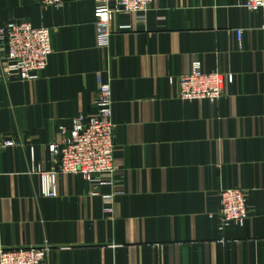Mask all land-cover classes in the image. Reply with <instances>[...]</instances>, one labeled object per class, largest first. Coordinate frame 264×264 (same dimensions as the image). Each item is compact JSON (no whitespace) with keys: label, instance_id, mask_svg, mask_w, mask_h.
Listing matches in <instances>:
<instances>
[{"label":"crops","instance_id":"1","mask_svg":"<svg viewBox=\"0 0 264 264\" xmlns=\"http://www.w3.org/2000/svg\"><path fill=\"white\" fill-rule=\"evenodd\" d=\"M63 1L0 0V25L48 27L52 45L38 78H3L0 39V136L18 142L0 150V250L46 244L49 264H264V8L153 0L141 24L115 10L101 47L96 0ZM194 59L233 74L215 102L178 96ZM100 81L112 91L115 169L96 190L112 204L73 173L46 197L32 169L54 168L49 144L95 113ZM226 188L243 189L251 210L220 229Z\"/></svg>","mask_w":264,"mask_h":264},{"label":"built area","instance_id":"2","mask_svg":"<svg viewBox=\"0 0 264 264\" xmlns=\"http://www.w3.org/2000/svg\"><path fill=\"white\" fill-rule=\"evenodd\" d=\"M40 5L60 8L63 0H34ZM153 0H96L93 9L97 28L96 41L101 47L109 45L108 23L115 10L127 11L135 15L136 23H143ZM237 6L248 11L264 8V0H239ZM242 30L235 31L236 40L241 45ZM0 39L5 49L1 56L3 78L16 77L22 80L38 78L48 64L52 53L51 29L34 27L29 22L7 21L0 25ZM233 81L232 73L203 71L201 61L194 59L187 74L175 78L178 96L183 100L198 99L215 102L225 91V85ZM174 82V79H171ZM94 100L95 113L72 118L69 125L62 124L57 137L49 144L48 151L54 157L55 166L44 171L40 165L32 171L40 174L41 193L46 197L57 195L58 174L73 173L81 175L91 187V195H100L112 204L114 193L101 194L97 187L113 184L114 164V123L112 122V91L108 83L99 82ZM18 142L0 136L1 148L16 146ZM33 161V160H32ZM108 175L109 178H101ZM241 188H226L219 192L220 208L217 212L220 229L229 224L243 225L249 217L250 207ZM106 212L112 208L105 207ZM48 245L20 246L0 250V264H49Z\"/></svg>","mask_w":264,"mask_h":264}]
</instances>
